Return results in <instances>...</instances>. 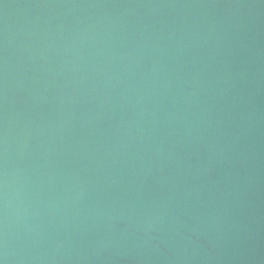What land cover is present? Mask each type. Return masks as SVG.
<instances>
[{
  "label": "water",
  "instance_id": "95a60500",
  "mask_svg": "<svg viewBox=\"0 0 264 264\" xmlns=\"http://www.w3.org/2000/svg\"><path fill=\"white\" fill-rule=\"evenodd\" d=\"M0 264H264V0H0Z\"/></svg>",
  "mask_w": 264,
  "mask_h": 264
}]
</instances>
